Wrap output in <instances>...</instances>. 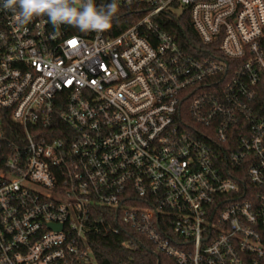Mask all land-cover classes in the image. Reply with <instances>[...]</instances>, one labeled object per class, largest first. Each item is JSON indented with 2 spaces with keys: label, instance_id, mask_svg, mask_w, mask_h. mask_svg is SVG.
Returning <instances> with one entry per match:
<instances>
[{
  "label": "built area",
  "instance_id": "obj_1",
  "mask_svg": "<svg viewBox=\"0 0 264 264\" xmlns=\"http://www.w3.org/2000/svg\"><path fill=\"white\" fill-rule=\"evenodd\" d=\"M116 3L114 36L0 7V264H97L100 210L162 264H264V0Z\"/></svg>",
  "mask_w": 264,
  "mask_h": 264
},
{
  "label": "trees",
  "instance_id": "obj_2",
  "mask_svg": "<svg viewBox=\"0 0 264 264\" xmlns=\"http://www.w3.org/2000/svg\"><path fill=\"white\" fill-rule=\"evenodd\" d=\"M143 14L139 5L118 9L111 28L105 31L106 35L119 34L136 23ZM161 18L165 28L176 36L180 46L186 52L196 54L201 47V41L190 22L188 12L178 18L170 19L166 15H162ZM107 216L106 211L97 212L87 232L88 242L97 264H162V255L155 251L146 238L134 233L132 235L124 232L115 233L111 228L114 220L106 219Z\"/></svg>",
  "mask_w": 264,
  "mask_h": 264
},
{
  "label": "clouds",
  "instance_id": "obj_3",
  "mask_svg": "<svg viewBox=\"0 0 264 264\" xmlns=\"http://www.w3.org/2000/svg\"><path fill=\"white\" fill-rule=\"evenodd\" d=\"M0 7L13 13L18 26L46 16L54 29L68 25L85 33L109 30L118 13L116 0L99 5L96 0H3Z\"/></svg>",
  "mask_w": 264,
  "mask_h": 264
},
{
  "label": "rangeland",
  "instance_id": "obj_4",
  "mask_svg": "<svg viewBox=\"0 0 264 264\" xmlns=\"http://www.w3.org/2000/svg\"><path fill=\"white\" fill-rule=\"evenodd\" d=\"M182 9H179V11H181Z\"/></svg>",
  "mask_w": 264,
  "mask_h": 264
}]
</instances>
